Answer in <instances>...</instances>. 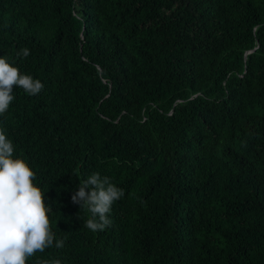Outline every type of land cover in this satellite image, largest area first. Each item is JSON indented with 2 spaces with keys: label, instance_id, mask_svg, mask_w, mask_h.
Returning a JSON list of instances; mask_svg holds the SVG:
<instances>
[{
  "label": "trees",
  "instance_id": "obj_1",
  "mask_svg": "<svg viewBox=\"0 0 264 264\" xmlns=\"http://www.w3.org/2000/svg\"><path fill=\"white\" fill-rule=\"evenodd\" d=\"M0 56L44 85L0 129L65 241L26 264H264V0H0Z\"/></svg>",
  "mask_w": 264,
  "mask_h": 264
},
{
  "label": "clouds",
  "instance_id": "obj_2",
  "mask_svg": "<svg viewBox=\"0 0 264 264\" xmlns=\"http://www.w3.org/2000/svg\"><path fill=\"white\" fill-rule=\"evenodd\" d=\"M29 55L27 48L17 52L18 57ZM13 86L29 96L39 94L44 88L40 80L21 74L0 56V115L7 112L14 100ZM14 150L13 142L0 129V264H26L36 252L53 246L61 249L65 243L50 230L48 214L52 209L46 207L44 194L33 184L35 173L22 159L13 158ZM124 195V190L109 177L92 173L80 181L71 202L90 213L84 227L97 232L111 226V207ZM36 264H62V261L42 260Z\"/></svg>",
  "mask_w": 264,
  "mask_h": 264
},
{
  "label": "water",
  "instance_id": "obj_3",
  "mask_svg": "<svg viewBox=\"0 0 264 264\" xmlns=\"http://www.w3.org/2000/svg\"><path fill=\"white\" fill-rule=\"evenodd\" d=\"M248 53H250V52H248Z\"/></svg>",
  "mask_w": 264,
  "mask_h": 264
}]
</instances>
